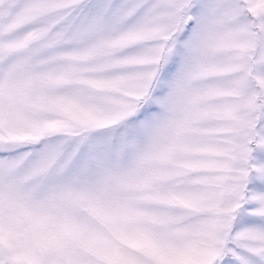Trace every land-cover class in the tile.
Segmentation results:
<instances>
[{"label":"snow or ice","instance_id":"snow-or-ice-1","mask_svg":"<svg viewBox=\"0 0 264 264\" xmlns=\"http://www.w3.org/2000/svg\"><path fill=\"white\" fill-rule=\"evenodd\" d=\"M0 264H264V0H0Z\"/></svg>","mask_w":264,"mask_h":264}]
</instances>
